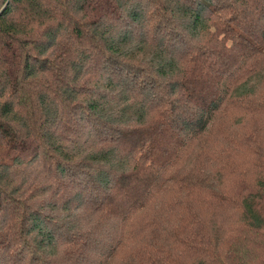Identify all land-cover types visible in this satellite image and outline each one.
I'll list each match as a JSON object with an SVG mask.
<instances>
[{
	"label": "trees",
	"instance_id": "obj_1",
	"mask_svg": "<svg viewBox=\"0 0 264 264\" xmlns=\"http://www.w3.org/2000/svg\"><path fill=\"white\" fill-rule=\"evenodd\" d=\"M0 264H264V0H0Z\"/></svg>",
	"mask_w": 264,
	"mask_h": 264
},
{
	"label": "rangeland",
	"instance_id": "obj_2",
	"mask_svg": "<svg viewBox=\"0 0 264 264\" xmlns=\"http://www.w3.org/2000/svg\"><path fill=\"white\" fill-rule=\"evenodd\" d=\"M232 116H234V107H229L224 114H222V119L226 121L227 118H232ZM151 210V209H150ZM148 211V209L146 210V212ZM152 211V210H151ZM138 224H136L135 228H137ZM134 227H132V230L135 229ZM139 231H137L135 234L133 232H131V238H134V236H138L139 235Z\"/></svg>",
	"mask_w": 264,
	"mask_h": 264
}]
</instances>
